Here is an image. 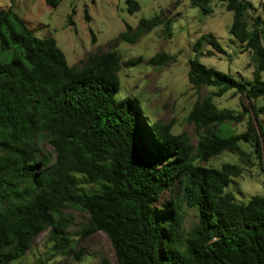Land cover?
Instances as JSON below:
<instances>
[{
    "label": "trees",
    "instance_id": "16d2710c",
    "mask_svg": "<svg viewBox=\"0 0 264 264\" xmlns=\"http://www.w3.org/2000/svg\"><path fill=\"white\" fill-rule=\"evenodd\" d=\"M43 1L54 7L59 0ZM222 1L231 12L228 32L253 52L256 65L247 80L206 66L198 58L202 43L223 48L209 32L196 37L186 80L195 89L212 90L186 114L194 145L186 131L172 132L171 121L147 120L136 97H114L122 64L115 49L68 64L51 35H34L10 5L0 7V49L9 43L18 48L0 61V264L22 257L43 230L55 249L68 242L70 219L62 210L71 206L87 214L79 237L104 232L116 264H264V193L238 202L224 190L240 174L238 164L196 162L224 150L242 155L243 141L264 163L257 121L264 105H254L264 96L263 47L259 29L249 22L264 24V0L255 16H248V0ZM126 2L129 10L137 8ZM209 2L189 0L203 12ZM160 19L154 14L134 28L126 24L119 37L132 41ZM163 22L168 29L167 18ZM168 57L156 52L148 61L160 64ZM228 89L247 99L238 114L213 101ZM247 113L243 131L219 133L225 121ZM42 141L52 146L53 160L40 152ZM165 190L173 194L157 206ZM182 205L195 209L196 221L187 228ZM97 264L108 263L100 258Z\"/></svg>",
    "mask_w": 264,
    "mask_h": 264
},
{
    "label": "rangeland",
    "instance_id": "374dc122",
    "mask_svg": "<svg viewBox=\"0 0 264 264\" xmlns=\"http://www.w3.org/2000/svg\"><path fill=\"white\" fill-rule=\"evenodd\" d=\"M133 1L137 8L131 10L126 0H59L54 7H49L43 0H0V7L10 5L34 35H51L68 64H80L90 53L115 49L122 64L117 71L119 85L114 97H136L147 120L171 121L172 132L186 131L194 145L193 124L187 120L186 114L192 103L210 92L212 87L195 89L186 80L187 58L193 53L192 43L199 34L211 33L223 52L202 43L199 61L237 79L251 78L256 65L254 54L228 32L231 12L225 9L222 0H210L207 12L191 5L189 0ZM248 1L251 5L248 16H255L259 13L260 0ZM154 14L161 18L159 24L140 32L132 41L119 37L126 24L134 28L139 19ZM68 15L71 23L67 21ZM166 18L168 29L163 22ZM261 18L264 20L263 16ZM249 22L259 29L263 47L260 74L264 80V24H258L251 18ZM208 50L211 53H207ZM156 52H164L169 57L160 64H153L148 58ZM16 54L18 48L9 43L7 49H0V61H8ZM213 101L218 108L232 110L235 114L247 105V99L233 89L213 96ZM254 105H264V96L256 98ZM247 116L248 113L237 120L225 121L220 125L219 133L243 131ZM257 121L264 132V110L258 113ZM239 146L243 150L242 155L224 150L205 161L196 162L212 167L223 162L238 164L240 174L231 176L224 190L230 191L236 201L245 202L251 194L264 193V163L248 142L241 141ZM39 147L42 154L53 160V149L47 141L40 142ZM172 194L173 191L165 190L156 205L159 206ZM182 208L183 226L187 228L196 221L195 209L185 205ZM62 212L70 219L65 229L68 242L55 249L52 241L46 238L47 230H43L22 257L9 264H29L38 257L44 260V264H97L100 258H105L108 264H116L114 251L104 232L96 231L88 237H79L77 229L86 220V213L73 206L64 208Z\"/></svg>",
    "mask_w": 264,
    "mask_h": 264
}]
</instances>
